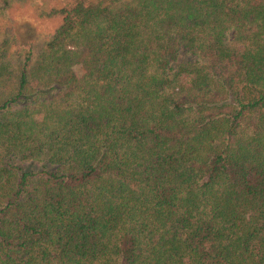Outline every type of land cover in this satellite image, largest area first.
Here are the masks:
<instances>
[{
	"label": "trees",
	"instance_id": "trees-1",
	"mask_svg": "<svg viewBox=\"0 0 264 264\" xmlns=\"http://www.w3.org/2000/svg\"><path fill=\"white\" fill-rule=\"evenodd\" d=\"M15 3L0 264H264V0Z\"/></svg>",
	"mask_w": 264,
	"mask_h": 264
},
{
	"label": "rangeland",
	"instance_id": "rangeland-1",
	"mask_svg": "<svg viewBox=\"0 0 264 264\" xmlns=\"http://www.w3.org/2000/svg\"><path fill=\"white\" fill-rule=\"evenodd\" d=\"M35 2V6L42 8L43 9H50V8H58L61 7L65 0H34ZM15 9V10H14ZM12 12H9L7 16L3 17V14H1L0 12V32L1 29L8 24L9 22H11L10 20H15V21H19L22 19H27L29 20L31 23L34 21L33 20V11L32 9H30L29 7H26L24 4H20V3H15L12 5ZM1 11V10H0ZM36 22L38 24V28L42 29H46L48 28V25H50V21H46L44 19H37L36 18Z\"/></svg>",
	"mask_w": 264,
	"mask_h": 264
}]
</instances>
